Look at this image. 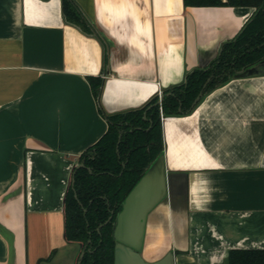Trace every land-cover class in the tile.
<instances>
[{
	"label": "crops",
	"instance_id": "1",
	"mask_svg": "<svg viewBox=\"0 0 264 264\" xmlns=\"http://www.w3.org/2000/svg\"><path fill=\"white\" fill-rule=\"evenodd\" d=\"M73 1L91 34L65 19L62 0H0V264L78 263L64 194L108 126L89 76L102 78L106 112L139 107L208 67L255 12ZM162 135L168 193L147 215L143 258L172 250L174 264H226L229 249L264 248V75L232 78L189 114L163 116Z\"/></svg>",
	"mask_w": 264,
	"mask_h": 264
},
{
	"label": "trees",
	"instance_id": "2",
	"mask_svg": "<svg viewBox=\"0 0 264 264\" xmlns=\"http://www.w3.org/2000/svg\"><path fill=\"white\" fill-rule=\"evenodd\" d=\"M183 4L254 6L255 12L233 38L221 44L218 56L208 67H195L186 72L182 82L164 88L161 103L157 102L156 93L139 107L106 112L100 102L102 78L88 77L108 126L79 156L84 165L72 169L73 183L69 181L63 199L65 240L81 244V249L86 246L81 264H113L116 215L146 167L163 151L161 115L189 114L205 94L231 80L234 72L264 57V0H183ZM62 11L68 22L86 33L93 32L73 0H62ZM96 30L104 43L103 35ZM210 76L203 95L192 106ZM88 151H93V155ZM100 224L103 225L98 229ZM225 262L264 264V248L229 249Z\"/></svg>",
	"mask_w": 264,
	"mask_h": 264
},
{
	"label": "water",
	"instance_id": "3",
	"mask_svg": "<svg viewBox=\"0 0 264 264\" xmlns=\"http://www.w3.org/2000/svg\"><path fill=\"white\" fill-rule=\"evenodd\" d=\"M264 75V57L259 61L233 73V78ZM211 79L206 80L203 88L195 97L194 106L203 94V89ZM163 98L160 95L158 102ZM121 132L119 133V138ZM93 154V151L90 152ZM81 161L76 168L83 166ZM168 177L165 164V145L163 151L146 167L145 171L131 188L122 202L113 226L114 264H174L172 250L159 259L148 261L141 254L148 213L164 199L168 193ZM73 183V179H72ZM110 217L104 222L107 223ZM103 224H100L102 226ZM84 251L80 253V264Z\"/></svg>",
	"mask_w": 264,
	"mask_h": 264
},
{
	"label": "flooded vegetation",
	"instance_id": "4",
	"mask_svg": "<svg viewBox=\"0 0 264 264\" xmlns=\"http://www.w3.org/2000/svg\"><path fill=\"white\" fill-rule=\"evenodd\" d=\"M178 84V83H177ZM174 85V84H173ZM205 88V87H204ZM160 95H163L162 94V90H161V92L158 94V100H159V98H160ZM162 101V100H161ZM161 101L160 102H158V103H161ZM196 105V104H195ZM163 118V115H161V119ZM163 146H164V142H163ZM110 218H111V216H109ZM116 219V218H115ZM115 222V221H114ZM104 224V223H103ZM101 226L99 225V227H98V229L100 228ZM79 244V243H78ZM79 246H80V252H79V255H78V260H79V256H80V253L82 252V251H84V253H85V247L86 246H84V248L83 249H81V244H79ZM83 256H84V254H83ZM83 258V257H82ZM81 261H82V259H81ZM78 264V263H77ZM80 264H81V262H80ZM113 264H114V262H113Z\"/></svg>",
	"mask_w": 264,
	"mask_h": 264
},
{
	"label": "rangeland",
	"instance_id": "5",
	"mask_svg": "<svg viewBox=\"0 0 264 264\" xmlns=\"http://www.w3.org/2000/svg\"><path fill=\"white\" fill-rule=\"evenodd\" d=\"M149 232L151 233V232H153L152 230H151V227H149ZM148 239H149V236H148ZM147 245H149V242H148V244ZM153 245H156L155 243L153 244ZM166 249V248H165ZM158 254V253H157ZM157 254H147V256H149V257H155V256H157Z\"/></svg>",
	"mask_w": 264,
	"mask_h": 264
}]
</instances>
